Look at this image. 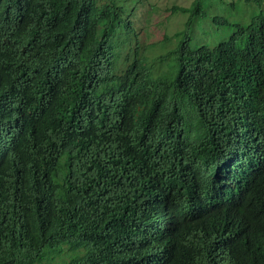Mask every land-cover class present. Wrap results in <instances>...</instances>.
I'll return each instance as SVG.
<instances>
[{"label": "trees", "instance_id": "16d2710c", "mask_svg": "<svg viewBox=\"0 0 264 264\" xmlns=\"http://www.w3.org/2000/svg\"><path fill=\"white\" fill-rule=\"evenodd\" d=\"M14 8L48 38L0 6V264H264V16L192 47L202 0L173 7L186 20L156 67L120 0ZM116 27L135 41L123 71ZM243 141L255 156L226 176Z\"/></svg>", "mask_w": 264, "mask_h": 264}, {"label": "rangeland", "instance_id": "374dc122", "mask_svg": "<svg viewBox=\"0 0 264 264\" xmlns=\"http://www.w3.org/2000/svg\"><path fill=\"white\" fill-rule=\"evenodd\" d=\"M193 1L120 0L121 4L125 5L124 17L133 11L129 20L133 30L137 33L141 56H145L149 63L153 62L156 67L158 66L161 57L177 43L170 37L184 26L186 16L182 13L172 14L171 9L189 7ZM202 5L205 18L198 19L197 22L204 23L200 27H195L191 40L192 47L199 45L213 47L220 42H225L236 33L235 25L247 27L254 23L252 19L260 13L264 16V0H261L260 7L254 1L246 0H202ZM214 17L224 18L233 26L220 25L212 20ZM111 41L116 46L119 44L118 56L114 64L118 71H123L126 66L124 58L132 53L135 45L134 37L131 35L130 39H126L125 30L116 27L111 32ZM242 44V40H237L236 49L240 50Z\"/></svg>", "mask_w": 264, "mask_h": 264}, {"label": "clouds", "instance_id": "9594fccd", "mask_svg": "<svg viewBox=\"0 0 264 264\" xmlns=\"http://www.w3.org/2000/svg\"><path fill=\"white\" fill-rule=\"evenodd\" d=\"M17 1L18 0H0V6L4 10H6V12L8 14H10L12 18H14L18 21H22V23L24 24V32H27L29 34V36H30V38L34 44H38V46L41 49H44L46 47L45 40L48 38L47 28L39 22H33L31 24L25 23L23 16L14 8V4ZM130 15H133V11L131 12ZM130 15H128L125 18L129 20ZM9 90H10V88H6V86H4V92L5 93H7ZM15 91H16V93L13 91H10L9 93L15 96V98L17 99L16 104L18 105V101L20 99L21 94L17 90H15ZM2 106H3V104L0 106V108H2ZM2 135H3V130H2V126L0 124V136H2ZM246 146H247V144H245L244 141L241 142L238 146H232V148L238 152L232 151V152H230V154L228 153L225 156V158L223 160V167L226 170V176L228 174L230 177H233V178L236 175L238 177H243V174H244L243 171H244V168L248 162V157L255 156L254 147L250 146V149H251L250 150V149L245 148ZM12 163H13L12 151H5L4 153H3V151H0V172H2L3 170L10 169L11 168L10 165ZM63 251L72 252L74 254H77V251H71L68 246H64ZM65 260H68V257H66Z\"/></svg>", "mask_w": 264, "mask_h": 264}, {"label": "bare ground", "instance_id": "6f19581e", "mask_svg": "<svg viewBox=\"0 0 264 264\" xmlns=\"http://www.w3.org/2000/svg\"><path fill=\"white\" fill-rule=\"evenodd\" d=\"M241 117V116H240ZM261 144V143H260ZM211 170V169H210ZM208 174V173H207ZM202 175H204L203 173H202ZM220 178V177H219ZM205 181H207V180H205ZM210 182H212L211 180H209ZM215 181H217L216 179H215ZM224 182V181H223ZM223 184V183H222ZM225 201V200H224ZM223 202V201H222ZM70 204H72V203H69L68 205H70ZM71 206V205H70ZM77 213V212H76ZM79 214V213H78ZM80 215H82L81 213H80ZM74 216V215H73ZM75 217H76V215H75ZM78 217V216H77ZM76 217V218H77ZM118 218V217H117ZM79 219V218H78ZM80 219H82V218H80ZM63 222V221H62ZM112 224V223H111ZM45 225V224H44ZM109 226V225H108ZM110 226H112V225H110ZM235 226V225H234ZM106 228V227H105ZM102 230V229H101ZM111 230V229H110ZM105 231H106V229H105ZM108 231V230H107ZM104 233V232H103ZM103 233H102V235H103ZM107 233V232H106ZM105 233V235H107ZM95 237H97V236H95ZM97 239V238H96ZM102 240V239H101ZM98 241H99V239H98ZM105 241V240H104ZM102 255V254H101ZM100 258H102V256L100 257Z\"/></svg>", "mask_w": 264, "mask_h": 264}]
</instances>
